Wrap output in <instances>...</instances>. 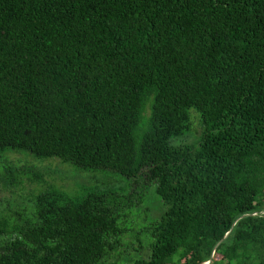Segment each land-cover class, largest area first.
Segmentation results:
<instances>
[{"label": "trees", "instance_id": "obj_1", "mask_svg": "<svg viewBox=\"0 0 264 264\" xmlns=\"http://www.w3.org/2000/svg\"><path fill=\"white\" fill-rule=\"evenodd\" d=\"M12 151L141 178L162 212L132 258L145 192L51 185L16 228L0 216V264H264V0H0Z\"/></svg>", "mask_w": 264, "mask_h": 264}, {"label": "rangeland", "instance_id": "obj_2", "mask_svg": "<svg viewBox=\"0 0 264 264\" xmlns=\"http://www.w3.org/2000/svg\"><path fill=\"white\" fill-rule=\"evenodd\" d=\"M200 117L196 109L191 110L193 126L189 132L190 135L188 134L189 141H196L202 132ZM5 166L15 168L11 175L17 177L19 181V184L13 187L0 177V216L10 223L9 229L16 228L27 214L32 213L33 195L51 185L78 197L84 196L90 190L113 188L119 191L127 190L128 199L134 200L145 192L144 204L142 201L139 203V206L142 204L143 207L140 210L135 208L129 215V231L125 237L126 252H131V257L135 258L136 252L132 248L140 247L137 236L142 237V226H148L162 212V202L155 192L154 184L146 183L141 178L132 180L111 169H83L55 158L39 160L27 151L6 153L0 159V172ZM148 253V248L143 247L141 254Z\"/></svg>", "mask_w": 264, "mask_h": 264}, {"label": "water", "instance_id": "obj_3", "mask_svg": "<svg viewBox=\"0 0 264 264\" xmlns=\"http://www.w3.org/2000/svg\"><path fill=\"white\" fill-rule=\"evenodd\" d=\"M244 216H247V215H244ZM244 216H242V217H244ZM239 220V219H238ZM237 220V221H238ZM229 235V233L225 236V237H227ZM221 242L222 241H220L216 246H215V248H214V252H215V250H216V248L221 244ZM214 252H213V254H212V257L214 256ZM210 262H211V260H209V261H207L206 263H204V264H210Z\"/></svg>", "mask_w": 264, "mask_h": 264}]
</instances>
